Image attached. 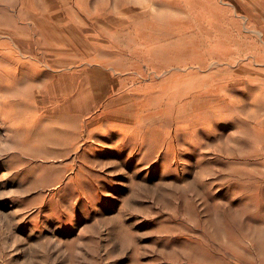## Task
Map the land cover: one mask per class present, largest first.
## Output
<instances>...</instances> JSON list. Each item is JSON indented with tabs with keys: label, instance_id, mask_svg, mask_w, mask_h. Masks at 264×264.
Returning a JSON list of instances; mask_svg holds the SVG:
<instances>
[{
	"label": "rangeland",
	"instance_id": "rangeland-1",
	"mask_svg": "<svg viewBox=\"0 0 264 264\" xmlns=\"http://www.w3.org/2000/svg\"><path fill=\"white\" fill-rule=\"evenodd\" d=\"M0 264H264V0H0Z\"/></svg>",
	"mask_w": 264,
	"mask_h": 264
},
{
	"label": "bare ground",
	"instance_id": "bare-ground-1",
	"mask_svg": "<svg viewBox=\"0 0 264 264\" xmlns=\"http://www.w3.org/2000/svg\"><path fill=\"white\" fill-rule=\"evenodd\" d=\"M1 80H2V79H1ZM18 81H19V80H18ZM20 83H21V82H20ZM20 83H18V84H20ZM21 85H22V84H21ZM41 85H42V84H41ZM36 87H37V86H36ZM34 89H35V87H34ZM34 91H35V90H34ZM25 105H26V104H25ZM16 112H17V111H16ZM19 112H20V111H19ZM17 113H18V112H17ZM20 113H21V112H20ZM22 115H23V114H22ZM65 115H66V114H65ZM8 120H9V119H8ZM10 121H11V120H10ZM13 121H14V120H13ZM36 128H37V127H36ZM36 128H35V129H36ZM31 129H32V128H31ZM29 132H30V130H29ZM33 132H34V131H33ZM35 134H36V133H35ZM35 134H33V137H34ZM38 134H39V133H38ZM44 134H45V133H44ZM31 135H32V134H31ZM31 135H30V136H31ZM41 135H42V134H41ZM30 136H29V137H30ZM44 137H46V136H44ZM37 138H38V137H37ZM37 138H36V139H37ZM46 138H50V137H46ZM51 138H52V137H51ZM38 139H39V138H38ZM41 139H42V137H41ZM33 140H35V138H34Z\"/></svg>",
	"mask_w": 264,
	"mask_h": 264
}]
</instances>
